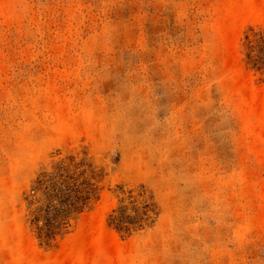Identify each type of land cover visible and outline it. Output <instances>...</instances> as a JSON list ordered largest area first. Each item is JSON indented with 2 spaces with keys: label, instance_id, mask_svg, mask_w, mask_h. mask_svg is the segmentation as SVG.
I'll list each match as a JSON object with an SVG mask.
<instances>
[{
  "label": "rangeland",
  "instance_id": "obj_1",
  "mask_svg": "<svg viewBox=\"0 0 264 264\" xmlns=\"http://www.w3.org/2000/svg\"><path fill=\"white\" fill-rule=\"evenodd\" d=\"M0 264H264V0H0Z\"/></svg>",
  "mask_w": 264,
  "mask_h": 264
}]
</instances>
